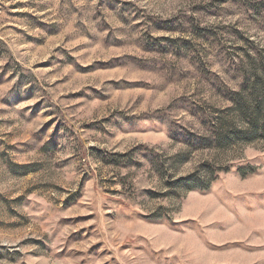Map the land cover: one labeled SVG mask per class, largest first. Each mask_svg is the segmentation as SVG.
<instances>
[{
  "label": "rangeland",
  "instance_id": "rangeland-1",
  "mask_svg": "<svg viewBox=\"0 0 264 264\" xmlns=\"http://www.w3.org/2000/svg\"><path fill=\"white\" fill-rule=\"evenodd\" d=\"M0 264H264V0H0Z\"/></svg>",
  "mask_w": 264,
  "mask_h": 264
}]
</instances>
